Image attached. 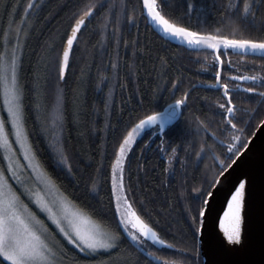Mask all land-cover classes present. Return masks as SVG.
I'll return each mask as SVG.
<instances>
[{"label": "trees", "instance_id": "trees-1", "mask_svg": "<svg viewBox=\"0 0 264 264\" xmlns=\"http://www.w3.org/2000/svg\"><path fill=\"white\" fill-rule=\"evenodd\" d=\"M35 2L40 6L29 10L24 25L27 37L21 32L24 48L19 80L24 91L25 126L39 159L62 190L81 206L97 213L114 230H119L111 195L115 150L139 118L163 111L174 98L188 91L187 104L177 120L163 133L147 131L137 140L128 157L126 182L129 196L135 200L141 215L164 239L176 245V250L159 246L148 250L167 260L204 264L201 248L199 257L193 250L195 241L189 228V215H196L198 206L207 197L201 195L195 199L197 193L193 189L205 194L212 191L213 181L242 150L235 155L227 152V133L221 132L219 124L222 110L215 107L217 100H224L223 90L210 85L215 84V71H221L224 77L235 75L227 63L228 56L247 75L264 76L261 68L264 60L260 54L231 52L222 55L221 59L226 61L223 66L217 64L215 69L208 66L207 71L202 70L205 56L211 61V50H196L171 37L165 38L141 15L142 0H92L97 4V12L74 48L70 69L62 84L58 79V64L66 37L89 0ZM187 2L196 4L191 16L185 15ZM27 3L28 0H0V42L5 31L10 29L14 35L21 26ZM226 3L227 0H169L170 6L165 7V12L193 30L215 33L220 28L223 34L230 35L232 26L224 12ZM133 9L136 21L130 24L127 16ZM259 13L264 14V7L259 8ZM245 35L264 36V31L252 30ZM161 57L166 58V64H161ZM113 63L117 64L116 69L112 68ZM177 81L178 86L173 89ZM254 83L259 85L260 81L243 82L241 88ZM57 86L63 91V139L75 177H68L56 167L50 137L43 131L45 117L51 115L56 101ZM233 99L241 109L237 113L238 118H243L240 126L245 127L241 139H250L258 128V120L264 118V103H258L257 96L236 89H233ZM251 107L257 108V112L251 123L245 125L243 120L252 114L242 109ZM196 117L209 122L211 130L217 131L216 139L197 129ZM220 140L224 143H218ZM202 143L214 147H206L201 153ZM173 147L177 148L176 158L170 160ZM66 249L70 264H115L114 258L105 253L84 254L71 245H66ZM121 249L130 252L140 264H149L150 258L140 253L129 239L123 240Z\"/></svg>", "mask_w": 264, "mask_h": 264}, {"label": "snow or ice", "instance_id": "snow-or-ice-1", "mask_svg": "<svg viewBox=\"0 0 264 264\" xmlns=\"http://www.w3.org/2000/svg\"><path fill=\"white\" fill-rule=\"evenodd\" d=\"M39 6L35 0H28L24 15L20 19L21 26L16 29L14 35L10 34V29L5 31L3 40L0 42L3 48L0 51V100H2L0 107L7 113L6 118L0 116V151L3 152V160L6 161V166L0 167V264H65L66 245H71L84 254L105 253L114 258L115 264H140L130 252L121 249L125 238L129 239L140 253L150 258L149 264H185L182 259L167 260L158 256L155 251L148 250L146 241L173 250H176V245L160 235L153 224L138 211L135 200L130 198V188L125 183V161L131 146L136 142V137L146 127L155 125L163 133L166 125L177 120V117L181 115L178 109H182L187 104L188 91L174 98L173 103H169L163 111H153L152 114H145L143 118H139L119 142L111 164V195L114 198V213L120 226L119 230H114L97 213L81 206L76 199L62 190L61 185L39 159L25 126L24 91L19 80L24 48L21 32L26 38L28 32L24 25L27 23L29 10ZM167 6H170L169 0H142L141 15L155 28L160 29L165 38L171 37L196 50H211V61L205 56L204 64L201 65L202 70L207 71L208 66L215 69L217 64L223 66L226 61L221 59V56L228 50L237 54L259 53L260 58L264 60V36L245 35L252 30L264 31V14L259 13V8L264 7V0H227L224 12L228 14L232 26L230 35L223 34L220 28H217L215 33L193 30L184 25L181 19L165 12ZM95 10H97V4L89 0L75 19L59 59V81L65 80L66 71L70 67V55L73 53L74 42L77 41L78 33ZM194 10H196V4L187 2L185 15L191 16ZM127 21L130 24L135 23V9L132 10L131 15L127 16ZM125 44L127 45V42ZM160 59L162 65L167 63L166 58ZM227 63L231 65L232 61L229 59ZM112 68L116 69L117 64L113 63ZM261 68L264 69V64ZM214 80L215 84L210 86L222 89L224 97L223 102L219 100L215 102V107L222 110L219 121L222 126L221 132L227 133V152L235 155L241 149H248L249 138L245 137L243 141L241 139L245 127H241L239 123L243 118L237 116L241 109H238L234 102L233 89L253 94L260 98L258 103H264V90H261L264 89V76L237 74L224 77L221 71H215ZM257 80L260 81L259 85L254 83L253 86L246 88H241L239 83L230 84V82ZM178 83L177 81L172 85L173 89L177 88ZM37 85L39 86V77ZM37 107L39 108L40 105L37 104ZM105 107L107 108V104ZM242 110L252 114V117L243 120V123L248 125L254 118L257 108ZM43 123V131L50 137L49 145L54 153L56 167L66 172L68 177H75L71 158L64 146L63 91L59 86H57L52 113L45 117ZM196 124L198 130L202 129L213 139L217 138V131L211 130L209 122L196 117ZM256 127L264 129V118L258 120ZM255 135V132L251 133V136ZM218 143L223 144L224 141L220 140ZM16 145L19 146L18 149ZM206 147L212 148L214 145L202 143L200 152H204ZM176 153L177 148L173 147L170 160L176 158ZM233 163H235L234 160ZM223 174L222 171L220 175ZM219 183V180L213 181V185ZM92 190H95V184ZM193 191L197 193L195 199H199L201 195L207 197L198 206L197 214L189 215V228L195 241L193 250L199 257L201 245L205 242L210 250H217L213 237L209 235L206 239L204 235L205 219L211 210V198L214 193L208 191L205 194L200 189H193ZM25 197L28 203L25 202ZM245 199L246 182L240 181L231 199L227 201V210L224 211L223 218L219 219V228L227 245L231 246L230 250L242 248L245 244L243 234ZM30 204L37 211H34ZM38 212L45 218L42 219ZM46 221H50L55 228H51ZM180 251H187V249Z\"/></svg>", "mask_w": 264, "mask_h": 264}, {"label": "water", "instance_id": "water-1", "mask_svg": "<svg viewBox=\"0 0 264 264\" xmlns=\"http://www.w3.org/2000/svg\"><path fill=\"white\" fill-rule=\"evenodd\" d=\"M96 12L97 10L93 12L78 33L74 48ZM156 29L161 32L158 28ZM72 55L73 53L70 55V64ZM69 69L66 71L65 80L61 81L62 84L66 81ZM178 111L181 113V109ZM255 133L256 135L249 139L248 149L241 150L234 159L235 163L232 161L230 167L223 171L224 174L217 179L220 183L214 185L212 189L214 196L211 198V210L205 219L204 235L206 239L209 235L213 237L217 250H210L206 242L201 245L204 264H264V143H262L264 129L257 128ZM240 181L246 182L243 212L245 244L242 248L230 250L231 246L227 245L219 228V219L223 218V213L227 210V201L231 199Z\"/></svg>", "mask_w": 264, "mask_h": 264}, {"label": "rangeland", "instance_id": "rangeland-1", "mask_svg": "<svg viewBox=\"0 0 264 264\" xmlns=\"http://www.w3.org/2000/svg\"><path fill=\"white\" fill-rule=\"evenodd\" d=\"M159 30H160V29H159ZM231 52H234V51H232V50H228V51H227L228 54L231 53ZM257 54H259V53H257ZM221 58H222V56H221ZM229 59H230V57L228 56V60H229ZM230 60H231V59H230ZM231 61H232V60H231ZM231 67L234 69V71H235V75H237V74H244V73H243V70H242V67H241L240 64H235V63L232 61ZM237 70H238V71H237ZM242 83H243V82L241 81L239 84L243 86ZM0 104H2V100H0ZM4 115L7 116V113H6V111H4V109H3L2 107H0V116H4ZM167 126H168V125H166L165 128H166ZM147 131H154V132H157V131H158V132H159L157 126H155V125H153V126H148V127H146V128H145V129H144V130H143V131H142V132L136 137V142H137V140H138V139H139V138H140L145 132H147ZM13 139H14V137H13ZM136 142H135V143H136ZM135 143L131 146V150H132V148L134 147ZM16 147H17V149L19 148L18 145H16ZM131 150L129 151V153H128V155H127V158H126V161H125V183H126V185H127V182H126V172H127V165H128V157H129V154H130ZM25 163H26V162H25ZM3 166H6V161L3 160V152L0 151V167H3ZM18 190H19V189H18ZM24 199H25V202L28 203L27 198L25 197ZM30 207H33V210H34V211H37L33 205L30 204ZM38 215H40L41 218H45V217L43 216V214H41V213H39V212H38ZM49 222H50V221H49ZM50 223H51V222H50ZM53 226H54V225H53ZM54 227H55V226H54ZM145 244L147 245L148 249L151 248L152 246L165 247V246H160V245H153V244L151 243V241H146ZM65 264H70V263L66 260V261H65Z\"/></svg>", "mask_w": 264, "mask_h": 264}]
</instances>
